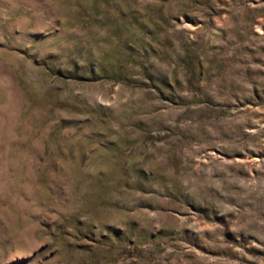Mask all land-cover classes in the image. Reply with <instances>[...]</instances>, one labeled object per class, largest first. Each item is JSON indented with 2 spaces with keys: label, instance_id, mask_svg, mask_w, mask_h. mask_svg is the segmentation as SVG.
Returning a JSON list of instances; mask_svg holds the SVG:
<instances>
[{
  "label": "rangeland",
  "instance_id": "rangeland-1",
  "mask_svg": "<svg viewBox=\"0 0 264 264\" xmlns=\"http://www.w3.org/2000/svg\"><path fill=\"white\" fill-rule=\"evenodd\" d=\"M0 264H264V0H0Z\"/></svg>",
  "mask_w": 264,
  "mask_h": 264
}]
</instances>
